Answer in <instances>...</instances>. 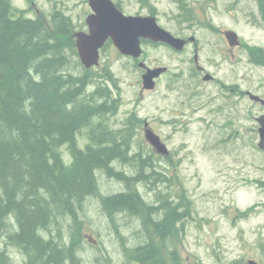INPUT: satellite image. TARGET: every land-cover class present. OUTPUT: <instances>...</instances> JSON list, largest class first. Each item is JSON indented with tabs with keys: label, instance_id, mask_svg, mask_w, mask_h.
<instances>
[{
	"label": "trees",
	"instance_id": "obj_1",
	"mask_svg": "<svg viewBox=\"0 0 264 264\" xmlns=\"http://www.w3.org/2000/svg\"><path fill=\"white\" fill-rule=\"evenodd\" d=\"M259 1L264 15V0ZM176 2L180 16L193 21L186 0ZM76 31L61 11L51 20L30 17L11 0H0V264H79L80 210L89 197L99 198L118 227L123 264H185L178 240L190 201L169 190L167 169L149 144L136 142L134 125L109 128L107 115L119 107L111 91L117 81L108 65L81 63ZM83 128L88 143L80 148ZM64 143L70 163L60 151ZM104 174L123 188L102 194ZM120 216L138 221L142 241L126 245ZM65 221L71 222L68 238ZM9 246L21 260L14 261ZM260 246L264 250V242Z\"/></svg>",
	"mask_w": 264,
	"mask_h": 264
},
{
	"label": "rangeland",
	"instance_id": "obj_2",
	"mask_svg": "<svg viewBox=\"0 0 264 264\" xmlns=\"http://www.w3.org/2000/svg\"><path fill=\"white\" fill-rule=\"evenodd\" d=\"M11 1L15 8L24 10L30 17L40 14L51 20L56 11H61L71 18L77 31L87 29L86 18L91 13L88 0ZM115 1L120 3L126 14L131 15L151 14L152 7L162 27L176 36L193 35L199 45L208 41L215 43L218 36L208 29L211 23L234 27L246 41L264 45V31L254 29L248 23L258 0H186L188 8L192 9L189 15L194 18L193 21H185L180 16L182 12L176 0ZM211 46V49L207 46L200 52L203 65L204 59H209V65L210 58L219 59L214 44ZM142 48V58L150 67L164 65L169 68V72L157 80L156 87L145 91L142 97V70L135 65L133 58L120 54L113 44L105 45L101 51L99 68L108 65L113 72L118 86L111 87L122 103L118 114L110 121L119 126L117 124L127 111L136 108L139 116L155 120V132L171 152L172 158L160 160V166L166 168L170 176L169 190L175 197L179 193L184 194L190 201L191 214L184 220L178 240L184 263L230 264L238 260L240 264H246L249 259H255L264 264V250L260 246L264 242V150L258 146L257 121L251 117V111L257 114L262 111L261 107L254 105L248 97L234 95L231 99L234 106L225 108L227 104L222 98L209 103L207 96L195 94L193 101L196 106L207 107L191 116L188 114L192 112L191 108L186 107L188 98L185 91L189 83L194 84L188 76L194 44H189L182 51H175L164 44L145 43ZM209 69L227 83L239 82L242 88L249 86L247 80L242 81L243 76L245 79L264 76L262 69L256 68L252 73L244 62L239 63L237 72L231 70L228 62L219 68L209 66ZM199 81L201 84L199 87L193 86V92L207 89L219 96L221 90L214 83L204 82L201 77ZM220 103L224 106L221 118L207 115L206 120H198L199 115L205 116L210 107ZM229 117L234 118L233 130L225 127V120ZM174 119H183L182 123L178 122L183 127L174 129V122H169ZM137 141L148 144L144 133L137 135ZM87 143V132L84 131L78 137V144L83 148ZM60 151L65 161L72 160L67 144L62 145ZM151 151L155 153L154 156L159 155L153 148ZM99 183L100 192L106 195L123 188L107 175H101ZM144 194L147 191L144 190ZM117 220L126 245L132 246L138 240H143L134 232L137 231L138 221L121 216ZM80 221L83 247L79 249V264H108L107 260L123 264L124 247L116 230L118 227L113 226L104 213L98 197L85 200L80 210ZM69 223L65 221L63 230L67 238ZM132 223L135 226L131 227ZM88 234L97 242L92 243ZM16 251L17 248L14 254L12 251L14 261L21 260V255Z\"/></svg>",
	"mask_w": 264,
	"mask_h": 264
},
{
	"label": "flooded vegetation",
	"instance_id": "obj_3",
	"mask_svg": "<svg viewBox=\"0 0 264 264\" xmlns=\"http://www.w3.org/2000/svg\"><path fill=\"white\" fill-rule=\"evenodd\" d=\"M248 23L251 24L252 28L257 29L259 31H264V15H263V12H262L261 7H260V1L259 0L257 3L256 10H253L250 13ZM211 24L212 25L208 24L209 25L208 29L210 30V32L213 35H214V33H216V35L218 36L215 40V43H213L212 41H208L207 43H202L201 45H199V41L195 36L192 35L189 37H183L187 40V43H186L184 49L189 44H192V43L195 46L194 56H193V58H191L189 60V67H188V76L193 79L194 84L192 85L191 83H189V85H187L186 91H185V94L188 98L187 99L188 103H186V107H190L191 111H192L188 114L191 116H194L197 112H199L200 110H205L207 107L206 105L196 106V104L193 101L196 98L195 94L207 96L209 98V100H208L209 103H213L214 101H218V99L222 98L223 102H225L227 104L225 108H228V107L232 108V106H234L231 103V99L234 95L245 96V97H248L253 102L254 105H257V106L259 105L261 107L262 111L258 112L257 114H255L251 111V117L255 121H257L256 131H257L258 137H259L260 123L258 122V118L260 116L264 115V112H263L264 111V76H260V77L249 76V78H247V79H245V77L243 76L242 81L247 80L249 86L247 88H242L241 84L239 82L227 83L226 81L223 80L222 77H219L215 71H212L211 69H209V66H215L216 68H219L221 65L228 62L231 65V70L233 72H237V70H239V63L244 62L246 65H249V69L252 70V73L254 72V70L256 68L262 69V72L264 73V45H261L259 43H250L249 41H246L245 38L242 37L234 27L233 28L231 26L221 27V26L213 25V23H211ZM229 31H235L238 34V39L240 41L239 44H235V45L231 44V42L227 36V33ZM145 43H150L152 45L162 44V43H154V42H151L148 40H143L142 44H145ZM108 44H113V43L111 40H109V41H107L106 45H108ZM212 44H214V46L217 50V53L219 55V59L210 58V62H211L210 65L207 62V60H209V59H207V60L204 59L205 65H203L201 63L202 57L200 55V52H202V50H204L207 46H209V49H211ZM164 45H166V44H164ZM170 48H172V47H170ZM172 49H174V48H172ZM175 51H177V50H175ZM142 56L140 58H137V59L129 56L135 60V65L137 67H139V69L142 70L141 71L142 90L140 91L141 97L143 96L145 91H150V90L143 88L142 75L144 74L146 69H145V67H142L140 65L141 61L145 62L144 58H142ZM158 66H164V65H155V66H151V67H158ZM166 67H167V70L164 73H162L160 77H162L163 75H165L166 73L169 72L168 66H166ZM199 77H201L204 82H207V83L212 82L216 85V87L220 88L221 92L219 93V96H217L215 93H212L211 91H209L207 89L199 90V91L197 90V91H195L196 93L193 92V86L199 87V85L201 84L199 81ZM159 78H157V80ZM157 80H156V84H157ZM111 91L114 94V91L112 88H111ZM114 97L119 98L115 94H114ZM121 105H122V103L120 102V98H119V107L117 108L116 112L109 113L107 115V117H108L107 123H108V126L111 130H122V129H126V128L131 130L130 128L132 127V125H134L133 130L137 135L140 133L145 134V131L147 128H151L152 130L155 131V129H154L155 120L154 119L150 120L147 117L143 118V117L139 116L136 108L132 109L131 111H127L126 116L124 118H122L121 121H119V123L117 124L119 126H116L114 123H112L110 121V118L115 117L118 114ZM223 110H224V106L221 103H220V105H218L216 107L212 106L209 108V111L207 112V114L205 116L199 115L200 117L198 118V120H206L207 115H210L211 117L213 116L214 118H221L224 114ZM233 119H234L233 117H229L228 120H225V127L226 128L230 127V129L233 130V128H234ZM108 121H110L112 125ZM162 121L164 122V120H162ZM183 121H184L183 119H174L172 121L170 120L169 122H174V123H172V125H173L174 129H176L177 126H179V128L183 127V124H179V123H182ZM83 130H86L88 132V128H83L81 131H83ZM170 154H171V152L166 156L162 155V154H159V155L156 154L158 159L156 156L155 157H156L157 161L166 160L167 157L172 158L170 156ZM160 164H162V163L160 162ZM88 236H90L92 238L91 235L88 234ZM95 242H97V241L95 240Z\"/></svg>",
	"mask_w": 264,
	"mask_h": 264
},
{
	"label": "water",
	"instance_id": "obj_4",
	"mask_svg": "<svg viewBox=\"0 0 264 264\" xmlns=\"http://www.w3.org/2000/svg\"><path fill=\"white\" fill-rule=\"evenodd\" d=\"M88 4L91 8V13L86 18L88 30H79L73 35L80 61L86 68L100 64L101 50L109 40L120 54L135 59L143 55V40L166 44L177 51L183 50L187 43L185 38L176 36L162 27L156 15L126 14L114 0H88ZM227 36L232 45L239 44L238 34L235 31H229ZM140 65L146 69L142 75L143 88L153 90L157 78L167 70V67L152 68L143 61ZM258 122L260 123L258 145L264 149V115L258 118ZM144 136L157 153L165 156L170 153L160 135L151 128L146 129ZM90 240L95 242L92 238ZM248 264L260 263L255 259H249Z\"/></svg>",
	"mask_w": 264,
	"mask_h": 264
},
{
	"label": "bare ground",
	"instance_id": "obj_5",
	"mask_svg": "<svg viewBox=\"0 0 264 264\" xmlns=\"http://www.w3.org/2000/svg\"><path fill=\"white\" fill-rule=\"evenodd\" d=\"M84 131L87 132L86 130H83V131L80 132V134H81L82 132H84ZM80 134L77 135V144H78V137H79ZM64 144H67V145H68V149H69V143H64ZM64 144H62V145H64ZM62 145H61V146H62ZM85 145H86V144H85ZM61 146H60V147H61ZM78 146L80 147L79 144H78ZM80 148H82V147H80ZM69 152H70V155H71V157H72V154H71V151H70V150H69ZM71 161H72V160H71ZM71 161H70V162H71ZM65 162H66V163H70V162H67V161H65ZM104 175H105V174H104ZM134 232L136 233L137 231H134ZM132 233H133V232H132ZM9 245H10V244H9ZM9 249H10V246H9ZM9 249H8V251H9ZM11 250H12V248H11ZM14 251H15V249L13 250V254H14ZM16 252H17V251H16ZM122 252H123V251H122ZM9 253L11 254L12 258L14 259L13 255H12V251H11V252L9 251ZM123 253H124V252H123ZM14 256H15V255H14ZM127 263H128V262H127Z\"/></svg>",
	"mask_w": 264,
	"mask_h": 264
}]
</instances>
